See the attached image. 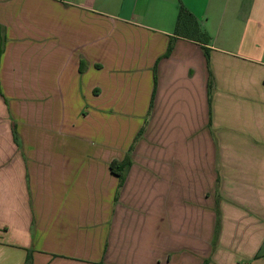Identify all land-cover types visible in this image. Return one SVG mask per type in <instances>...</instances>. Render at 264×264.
<instances>
[{
  "label": "crops",
  "instance_id": "obj_1",
  "mask_svg": "<svg viewBox=\"0 0 264 264\" xmlns=\"http://www.w3.org/2000/svg\"><path fill=\"white\" fill-rule=\"evenodd\" d=\"M181 6L209 67L164 57ZM0 28V264H264V0H0Z\"/></svg>",
  "mask_w": 264,
  "mask_h": 264
},
{
  "label": "trees",
  "instance_id": "obj_2",
  "mask_svg": "<svg viewBox=\"0 0 264 264\" xmlns=\"http://www.w3.org/2000/svg\"><path fill=\"white\" fill-rule=\"evenodd\" d=\"M1 30V28H0ZM177 37H182L185 39L192 40L202 46V49L205 54V58L209 67V61H210V42L211 39L210 37L204 33L203 31L200 30L198 22L196 18L183 6L180 7V11L177 17L176 21V28H175V33L174 37H172L171 42L167 48V51L164 55V57H168L170 53L173 50L174 46V41ZM4 45H5V37L4 33L0 32V60L1 56L4 52ZM80 71L83 72V63L81 64ZM211 78V77H210ZM209 92L212 90V81L210 79V82L208 84ZM13 134H14V139L17 141V132L15 126L13 127ZM131 152V150H130ZM132 164V160L130 157V154H128L123 161H113L110 164V170L113 174H115L118 177L119 180V185L118 188H121V186L124 183L125 180V174L126 171L129 169V167ZM31 256L28 255L26 264H31Z\"/></svg>",
  "mask_w": 264,
  "mask_h": 264
}]
</instances>
